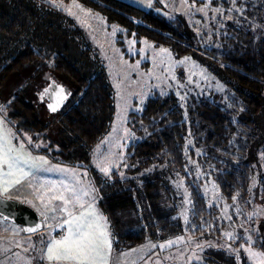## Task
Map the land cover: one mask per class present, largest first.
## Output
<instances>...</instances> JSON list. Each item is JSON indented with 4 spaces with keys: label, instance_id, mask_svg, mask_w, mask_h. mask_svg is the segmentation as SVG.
<instances>
[{
    "label": "trees",
    "instance_id": "1",
    "mask_svg": "<svg viewBox=\"0 0 264 264\" xmlns=\"http://www.w3.org/2000/svg\"><path fill=\"white\" fill-rule=\"evenodd\" d=\"M47 1L51 0H0V94H5L3 102L8 105L4 114L16 129L33 133L30 140L43 139L47 143L45 147H35L25 138L33 151L46 154L57 163L88 165L92 146L109 130L115 113L114 91L105 70L96 67L87 72L69 54H58L53 78L75 91L72 89V96L60 113L49 119L25 94L27 84L38 81L47 69L42 52L35 48L36 41L52 33L57 23L43 19L44 12L58 13L55 4ZM78 1L108 23L121 26L122 36L145 38L159 47L170 48L177 56L194 51L193 40L186 34V23L180 15L171 17L157 8H144L126 0ZM226 1L213 0V4L223 3L231 8L236 5L228 24L229 34L219 55L215 50L216 53L207 49V53L220 58L227 74L250 91H237L234 108L209 98L193 97L188 103L189 121L176 98L156 93L141 112L133 111L128 121L133 132L141 137L129 147L130 171L166 162L169 170L183 176L191 189L190 219L195 236L220 234L217 212L209 207L203 191L206 180H214L225 198L233 199L235 194L249 197L252 165L246 154L258 137L255 116L261 111L264 98V0ZM64 23L71 24L69 20ZM79 33L74 28L60 32L62 38H74ZM28 68H32V74L27 83L15 94L5 91L8 81ZM93 71L96 73L92 74ZM49 85L50 82L43 86L47 89ZM251 91L262 92L261 97ZM199 166L200 178L196 174ZM91 169L93 189L109 221L114 250L184 231L178 216V197L164 173L139 181L121 179L116 172L111 177ZM261 194L264 200V181ZM126 215L125 223L122 218ZM125 224L129 226L125 228Z\"/></svg>",
    "mask_w": 264,
    "mask_h": 264
},
{
    "label": "rangeland",
    "instance_id": "2",
    "mask_svg": "<svg viewBox=\"0 0 264 264\" xmlns=\"http://www.w3.org/2000/svg\"><path fill=\"white\" fill-rule=\"evenodd\" d=\"M126 1L144 8H157L171 17L180 15L186 23V34L193 40L194 51L185 56H177L170 48L159 47L145 38L122 36L120 35V32L123 31L121 26L108 23L105 18L84 7L78 0L47 1L55 4V12L58 13L44 12L43 19L46 23L48 21L57 23L52 33L39 38L35 43V48L42 52L47 69L43 71L42 77L38 81L27 84L26 96L38 106L44 118L49 119L60 113L69 99L63 102L61 109L52 111L49 108L50 101L43 98L42 94H44L45 84L49 82L48 76L55 77L53 75L55 57L64 53L69 54L73 61L84 66L87 72H91L96 67L105 70L109 84L114 91L115 113L109 130L98 143L92 146V159L88 165L73 166L57 162L54 166L38 163L36 168L22 165L31 175L25 181L10 187L7 192L3 190L5 179L3 173L7 172V167L3 166L0 169V194L9 198L27 196L28 198L23 201L42 212L44 220H46L45 228L42 231L27 234L29 238L24 240L25 245L29 242L31 248L28 252L31 257L30 264H56V262L47 260L45 245L50 238L58 239L63 234L64 230L58 228L57 225L60 224L58 222L62 218H66L58 210L53 212L46 209L44 202L39 197L47 193L45 197L47 200L52 195H59L63 191L61 185L69 184L77 189L81 197L83 207L77 205L73 209L74 214L78 215L81 211L88 209L91 204L88 200L97 197L93 189L95 183L91 168L106 175L100 170V167L104 166L101 162L107 161L111 163L106 176L112 177L116 172L121 179L134 178L142 181L146 177L164 173L178 197L180 205L178 216L184 227L183 232H178L165 239L151 238L134 247L114 250L115 253L112 249L111 235L109 264H264V225H262L264 222V200L261 194V186L264 181V98H261V111L255 116L259 124L258 137L253 143L250 153L246 154L249 155L248 161L252 165L249 197L235 194L233 199L225 198L214 180H206L203 183V191L208 197L209 207L217 212L220 234L194 235L195 226L190 219L191 189L187 186L183 176L172 169L169 170L166 162L151 163L135 172L130 171L128 162L130 145L141 140V137H138L131 129L128 122L129 117L131 119L133 111L141 112L146 101L156 93L169 94L176 98L184 110L185 119L189 121L188 103L193 97L209 98L234 108L237 104V91H250L227 74L220 58L212 57L207 53V49L215 50L218 55L221 53L226 42V35L229 34V21L234 17L232 11L236 9L234 8L236 5L231 8L223 3L213 4V0ZM226 3H232V0H228ZM201 9L203 10L201 11ZM68 20L71 24L64 23ZM72 28L80 31L78 36L62 38L60 32ZM161 49H166L167 53H162ZM30 69L15 74L8 81L5 91L7 90L11 95L17 93L32 74ZM95 73L96 71L92 72V74ZM62 85L70 93L73 92L72 86L66 83H62ZM254 94L261 97L262 92ZM3 96L0 94V101H3ZM7 107V102H3L1 105L3 114ZM8 124L3 126L0 122V136L8 134L12 144L17 148L23 143L25 151L37 161L38 158H43L46 161L49 159L46 154L31 151L32 147L28 145L29 142L35 147H45L47 143L43 139L30 140L33 133L25 129L18 130L12 124ZM6 127L9 132H6ZM186 154L189 155V153ZM199 173H202L200 166L196 168L198 178L201 177ZM53 186H55V191H50ZM65 195L67 196L69 193H65ZM61 204L62 202L59 200L51 202V206ZM166 206L170 208V203ZM55 215L59 217L57 223H54ZM127 216L122 218V222H128ZM191 225L193 226L190 227ZM128 226L125 224V228ZM226 233H230L231 238L225 235ZM10 239L8 238V240ZM21 241L23 240H16V243ZM169 241L174 243L169 245ZM161 245H165V247L162 248ZM3 246H5V240H0V253ZM249 250L258 255L252 256ZM5 257L0 254V264L5 260Z\"/></svg>",
    "mask_w": 264,
    "mask_h": 264
},
{
    "label": "snow or ice",
    "instance_id": "3",
    "mask_svg": "<svg viewBox=\"0 0 264 264\" xmlns=\"http://www.w3.org/2000/svg\"><path fill=\"white\" fill-rule=\"evenodd\" d=\"M161 52L167 53V50L161 49ZM45 91L47 92L48 90ZM60 91L63 92V89H60ZM49 108L52 111H56L54 105H49ZM38 163L47 164L48 162L43 158H38V161L36 158H32L25 151L23 143L18 148L14 146L8 134L0 136V169L3 166L7 167V172L3 173L5 177L3 190L5 192L10 187L27 179L31 174L22 165L36 168L38 167ZM101 163L104 166L100 167V170L107 175L111 162ZM61 188L63 191L59 195H52L47 200H45L47 193L39 197L44 202L46 209L53 212L58 210L66 217L62 223L57 225L58 228L64 230L63 234L58 239L55 237L50 238L45 245L47 260L49 262H56V264H109L111 241L106 231V226L100 224L103 217L96 213L95 208L91 204L87 210L81 211L78 215L74 214L73 209L77 205L81 208L83 207L81 197L77 189L69 184H62ZM50 191H55V186ZM65 193H69V195L66 196ZM84 194L87 195V193ZM54 200H59L62 204L51 206V202ZM36 230L35 228L25 229V231L29 232ZM225 235L231 238L230 233H226ZM168 243L170 245L174 242L169 241ZM160 247L163 248L165 245H161ZM250 254L254 257L258 255L251 251Z\"/></svg>",
    "mask_w": 264,
    "mask_h": 264
},
{
    "label": "crops",
    "instance_id": "4",
    "mask_svg": "<svg viewBox=\"0 0 264 264\" xmlns=\"http://www.w3.org/2000/svg\"><path fill=\"white\" fill-rule=\"evenodd\" d=\"M47 80L50 82V85L47 89L45 87L43 88V92H44V94H42L43 98H47L50 101L51 105H54V106L57 105L56 107H59V109H61L64 104L63 102H66L72 96V94L63 88L62 83H60L58 79L56 80L54 78H51V76H48ZM45 86L47 87V84H45ZM57 88H59V93H57ZM60 89H63V92H61ZM45 90H48V91L46 92ZM2 103L3 101H0V122L2 123L3 126H7L9 122L6 119V117H4V114L1 111ZM6 132H9V129H7V127H6ZM35 153H38V152H35ZM38 154H42V153H38ZM47 162H48L47 164H49L50 166H54V164L56 163L52 161L50 157L47 160ZM26 198L28 197L25 195H22L21 198H18V199L19 200L21 199L23 201ZM95 198H96V201H95ZM95 198H93L92 200H88V201L91 202V205L95 208L96 213L99 216L103 217V219L100 221V224L106 226V231L111 241L112 233L110 231V226L108 225L109 221L106 215L101 210L98 204V201H97V197ZM40 213L44 217V214L42 212ZM58 219L59 217L55 215L54 223H57ZM62 221H63V218L58 223H61ZM45 225H46V220H45ZM0 228H2L0 229V240H5V246H3V250L0 254L3 256H6L5 260H3L1 264H30L31 257L28 254V252H30L31 248L29 247V244H28L29 242L26 245L24 243V240L26 238H29L28 236L29 234L27 235V233L24 232L22 227H20L19 225L11 221L5 220L2 216H0ZM2 238H5V239H2ZM8 238H11V239L8 240ZM20 239H22L23 241L16 243V240H20ZM112 241H113V236H112ZM112 241H111V244H112ZM112 249H113V245H112ZM113 252H114V249H113Z\"/></svg>",
    "mask_w": 264,
    "mask_h": 264
},
{
    "label": "water",
    "instance_id": "5",
    "mask_svg": "<svg viewBox=\"0 0 264 264\" xmlns=\"http://www.w3.org/2000/svg\"><path fill=\"white\" fill-rule=\"evenodd\" d=\"M57 93H59V88H57ZM56 110L58 111L59 107H56ZM0 216L22 227L27 234H35L45 228L43 215L32 205L16 198L5 197L1 194ZM30 228H35L37 230L34 232L25 231V229Z\"/></svg>",
    "mask_w": 264,
    "mask_h": 264
}]
</instances>
